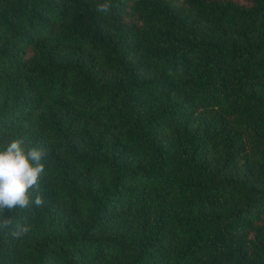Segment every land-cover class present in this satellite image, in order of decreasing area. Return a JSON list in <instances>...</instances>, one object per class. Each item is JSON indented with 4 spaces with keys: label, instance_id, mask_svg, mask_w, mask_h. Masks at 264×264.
Returning <instances> with one entry per match:
<instances>
[{
    "label": "trees",
    "instance_id": "1",
    "mask_svg": "<svg viewBox=\"0 0 264 264\" xmlns=\"http://www.w3.org/2000/svg\"><path fill=\"white\" fill-rule=\"evenodd\" d=\"M0 0V149L47 153L0 264H264V0Z\"/></svg>",
    "mask_w": 264,
    "mask_h": 264
},
{
    "label": "clouds",
    "instance_id": "2",
    "mask_svg": "<svg viewBox=\"0 0 264 264\" xmlns=\"http://www.w3.org/2000/svg\"><path fill=\"white\" fill-rule=\"evenodd\" d=\"M111 10L109 0L96 5V11L107 15ZM43 147L26 146L22 138H12L0 149V229L13 227V235L29 231V225L15 223L5 211L31 210L44 204L39 184L45 173Z\"/></svg>",
    "mask_w": 264,
    "mask_h": 264
}]
</instances>
